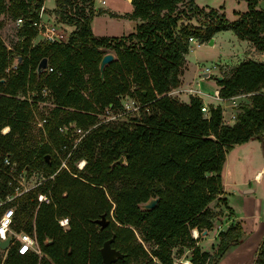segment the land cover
I'll return each instance as SVG.
<instances>
[{"label":"trees","instance_id":"16d2710c","mask_svg":"<svg viewBox=\"0 0 264 264\" xmlns=\"http://www.w3.org/2000/svg\"><path fill=\"white\" fill-rule=\"evenodd\" d=\"M243 1L246 11H235L236 18L228 20L219 9L200 8L194 0H130V13L107 14L137 21L133 31L97 37L90 21L105 12L95 9L93 0H55L56 20L73 27L68 39L32 45L37 35L32 24L39 20L43 0H0V17L21 19V40L15 45L19 56L0 37V197L11 192L4 157L19 168L53 175L13 201L14 230L34 234L43 255H19L10 247L0 264H103L99 248L112 235L111 246L123 254L113 264H172L175 247L178 254L183 247L191 249L190 264H217L229 246L241 242L240 226H229L209 254L199 250L190 232L211 228L209 203L226 206L219 197L226 151L256 139L264 152V62L243 60L215 78L219 98L248 95L232 125L223 123L219 106L208 105L204 116L199 97L189 95L184 103L167 93L180 84L189 38L203 43L229 30L264 53V11L257 9V0ZM108 50L113 60L100 77L99 62ZM14 58L18 65L7 71ZM42 58L46 69L36 74ZM35 83L41 94L48 90L43 97L52 104L40 118L37 148L29 130L42 95L31 90L35 101L24 97ZM127 94L138 101V117L131 123H97L100 110L114 109L119 96ZM61 127L67 131L60 132ZM75 128L86 133L73 143ZM67 155L74 164L83 160L82 168L58 170ZM120 157L122 163H116ZM38 193L49 194L50 203L38 204ZM149 198H157L156 204L141 210ZM103 213L109 224L100 230L94 221ZM63 217L65 229L57 222ZM252 264H264V233Z\"/></svg>","mask_w":264,"mask_h":264},{"label":"rangeland","instance_id":"374dc122","mask_svg":"<svg viewBox=\"0 0 264 264\" xmlns=\"http://www.w3.org/2000/svg\"><path fill=\"white\" fill-rule=\"evenodd\" d=\"M101 1H104V3L101 4ZM257 1L258 8L264 11V0ZM92 3L94 8H100L103 10L106 9L105 12H107L108 10H112L122 14L125 12H129L130 10V4L127 0H93ZM195 3L198 6L219 9L224 13L226 19L228 20L235 19V15L233 14L234 11H246V3L243 0H195ZM42 8H44L45 10L41 13V21L44 24L53 22L52 19L49 18V15L51 17L53 15L54 21L58 22L53 14V9L55 8V0H43ZM0 18L2 20L0 37L3 40L5 46L8 49L12 50L13 55L19 56L20 54L15 46L21 40V38L17 36L19 26L16 24V20H12L7 14L2 15ZM191 24L197 25L196 20H191ZM61 26L62 29L66 31V33L67 31H71V29H73V27L71 26ZM90 28L92 34L97 37L122 36L132 32V20H128L127 18L122 17L116 18L109 15L106 17H103L101 15H94V17H92L90 21ZM41 39V34L37 32L36 37L31 40V44L35 45L38 42H41ZM211 39L212 45H208L206 44V42L199 43L196 40H194V42L192 43L189 42L188 51L184 56L187 60L188 71L184 76L183 84L184 86H186L188 84H195L196 82H198L199 91H201L202 94L207 95L205 97L200 96L203 100V103H212V106H219L221 111L223 112L224 119L232 121V118L230 119V116L234 114V109L238 110L239 105L244 103V100L247 99V96H242V94H239L240 96H237L239 98H235V102H233L232 100L215 101L211 98L214 94V90L218 89L215 78L227 75L234 66H236L241 60H243L248 54L247 52L250 43L246 40H239L229 30L216 32ZM106 53H111V51L108 50ZM249 57L254 61L259 60L254 57V54L252 53H249ZM17 65L18 62L16 58H14L6 70H13ZM206 69L209 70V75L207 77H203L202 74L207 72ZM31 90L36 91L39 94H41V91H39V85L37 83L28 86V90L26 91L24 97L28 98L30 102H34L35 100L31 99L29 96ZM41 95V100H36L35 102L34 114L30 122L29 135L32 139L31 144L33 148H37L41 144L40 127L42 121L40 118L47 116L50 108L52 107L50 100L44 98V94ZM22 96V94H18V97L22 98ZM118 99L119 105L112 111V117L114 118L107 119L103 117L104 110H100L96 115L97 123H131L133 118L138 117V101L134 97L127 94L119 96ZM234 103L236 104L235 106L233 105ZM204 104H202V106L205 108ZM207 111L208 109L206 108L203 112L204 116L207 115ZM237 112H235V115ZM7 131L8 127H3L1 129V133H6ZM72 135V138L74 137L73 143L78 142L84 136V134L80 136L75 133H72ZM83 164V160H80L74 164L71 156H69L68 160L66 161V166L69 170L70 165L74 166L76 170H80ZM223 178L225 179V174H223ZM231 187L232 186L225 187V195L227 197L229 196L228 199L231 204H236V212L240 213L246 209L245 202L243 201L245 195L241 194L239 189H234L230 194ZM213 202L214 201H212V203ZM222 206L223 205L220 204L218 200H216L215 203L211 204L210 207L212 210L210 211L214 216V219H212L211 228L209 230H206L205 234H202V231L192 230V232H190L191 238L194 239L197 237L195 239V245L199 248L200 251H205L209 254H213L219 242L218 234L220 232H224L225 228L228 226L239 225L241 228V242L236 245L229 246L217 261V264H252L257 252L258 245L263 236V234L261 235L263 226L262 219H223L221 210L217 211L219 210V208L221 209ZM215 207L217 209L213 210L215 209ZM250 229H253V233L244 235V232H248ZM135 236L137 242H141L137 233H135ZM142 245L145 249H149L147 244L142 243ZM178 249V247L171 249V256L173 259L172 264H190L191 249L183 247L180 254L177 253ZM3 256L4 252L0 251V263L3 261ZM153 263L158 264L156 260H153Z\"/></svg>","mask_w":264,"mask_h":264},{"label":"crops","instance_id":"0c3cea01","mask_svg":"<svg viewBox=\"0 0 264 264\" xmlns=\"http://www.w3.org/2000/svg\"><path fill=\"white\" fill-rule=\"evenodd\" d=\"M127 1L130 4V0H127ZM103 3H104V1H101V4H103ZM194 3H195V0H194ZM42 7H43V5H42ZM198 7L205 8V9L209 8V7H203V6H198ZM256 7H257V9L262 10V9L258 8V6H256ZM95 9H100V8H95ZM100 10H103V9H100ZM131 10H132V6L130 4L129 12H125L122 14H128L131 12ZM44 11L45 10L43 8V12ZM103 11L105 12L106 9H104ZM107 13L122 15L121 13H117V12L112 11V10L111 11L108 10L107 12L99 14V15L106 17V16H108ZM52 17H53V15H52ZM52 17L49 15V18L52 19ZM40 18H41V16H40ZM235 18H236V16H235ZM128 20H130V19H128ZM136 23H137V21L132 20V31H133ZM116 37H118V36H116ZM192 42H194V40H192L191 43ZM247 53L248 54L245 56V58L243 60L252 59L249 57V53H252V54H254V57L259 59L256 61L264 62V53L256 51L251 43H250V46H249ZM243 60H241V61H243ZM187 71H188V64H187V60L184 57V64L182 67V72H181V75L179 76L180 84L176 88L171 89L167 94L171 97L178 99L181 102H184V103L188 102L189 95L197 96L201 99L202 104H204L203 100L200 96L205 97L207 95L202 94L201 91H199L198 82H196L195 84H188V85L184 86V84H183L184 83V76H185ZM206 71L207 72L202 74L203 77H205V76L207 77L209 75V72H208L209 70L206 69ZM217 91H218V89L214 90V94L211 98L214 99L215 101L223 100V99L218 97ZM182 96H185V97H182ZM237 96H240V95H237ZM237 96L231 97V98L226 99L224 101L232 100L233 102H235V98H239ZM242 96H248V95L242 94ZM245 100H244V103H248V100L247 99H245ZM207 105H212V103L204 104V106L206 108H207ZM233 105L235 106L236 104L234 103ZM237 111L238 110L234 109V114L230 116V119L232 118V121L225 120L224 116H223V112L221 111L223 123L227 124V125H232L235 121V118H234L235 112H237ZM262 135L264 136V132ZM223 174H225V179L223 178ZM220 178H221V183H222V193L220 194L219 197L225 199L226 206L223 205L222 208L221 209L219 208V210H217V211L221 210V214L223 215V219H262V225H263L262 230H261V235H262L264 233V152L260 146V143L256 139H250L244 143L235 144L228 151H226L225 156H224V162H223L222 169L220 172ZM226 186H232L230 194L232 193V191L234 189H239L240 193L245 195V197L243 199V201L245 202V206H246L245 210H243L240 213L236 212L237 211L236 210V204L235 205L231 204L229 202V199H228L229 196L227 197L225 195V187ZM215 201L216 200H214L213 203H215ZM213 203L211 202L208 204L209 210H212L210 206ZM216 209L217 208L215 207V209H213V210H216ZM236 223H238V222H236ZM231 224H233V223H231ZM228 227H226V228H228ZM249 227H250V225H249ZM251 227H252V225H251ZM226 228H225V230H226ZM253 229L252 230L250 229L249 231L247 230L248 232H244L245 233L244 235H246V234L248 235L249 233L252 234Z\"/></svg>","mask_w":264,"mask_h":264},{"label":"built area","instance_id":"2783aa9c","mask_svg":"<svg viewBox=\"0 0 264 264\" xmlns=\"http://www.w3.org/2000/svg\"><path fill=\"white\" fill-rule=\"evenodd\" d=\"M42 12L43 8L41 7L39 13V20L36 23L32 24V26L37 30V32L41 34L42 39L40 41H45L48 43L65 42L68 39L70 31H67L66 33V31L62 29L61 26L64 24L54 21L53 17V22H50L49 24H44L40 18ZM16 24L20 26L21 19H17ZM192 40V38L188 39L189 42H191ZM47 71H51V68H48ZM42 93L46 95L48 93V90L42 89ZM205 109L206 107H201L202 112H204ZM112 111L113 109L105 108L103 117L107 119L114 118L112 117ZM59 131L66 132L67 127H61L59 128ZM72 132L80 136L86 133V131H83L79 128H75ZM67 158L68 155L65 158L61 159L58 170L62 168L67 169ZM3 164L7 167V170L5 171L6 184L8 187H10L11 192L6 194L4 197H0V241L9 238L7 248L5 250L0 249L1 252H4L2 260L5 258L6 253L10 247H13L19 255L34 253L38 257H41L43 254L38 247L35 235L23 231L14 230L13 219L15 215V204H13V201L21 195L29 193L32 190L38 189L44 181L52 179L53 175L46 176L39 169L19 168L18 164L10 160L9 157L3 158ZM36 201L38 204H49L51 200L49 194L38 193L36 196ZM57 222L59 226H61V228L65 229L67 227L66 217L60 218Z\"/></svg>","mask_w":264,"mask_h":264},{"label":"water","instance_id":"95a60500","mask_svg":"<svg viewBox=\"0 0 264 264\" xmlns=\"http://www.w3.org/2000/svg\"><path fill=\"white\" fill-rule=\"evenodd\" d=\"M206 44L208 45H212V39H210L208 42H206ZM113 60V55L111 53H106L104 54L99 62V72H100V77H102V72L104 69V66L107 65L109 62H111ZM19 61V59H17V62ZM46 59L42 58L37 66H36V74H40L43 70L46 69ZM2 80H0L1 82ZM123 158L120 157L116 163H122ZM157 202V198H149L146 202L142 203L139 205V208L141 210H150L154 207V205ZM95 224L98 225L99 229L102 230L104 229L108 224H109V220L106 218V214L103 213L102 215H100V217L98 219H96ZM206 230L202 231V234H205ZM113 238L114 235H112L109 239L105 240L101 247L99 248V254L101 257V261L103 264H113L115 263L118 259H122L123 258V254L116 248L112 247L111 244L113 242ZM8 241L9 238H6L5 240L0 241V249L5 250L7 248L8 245Z\"/></svg>","mask_w":264,"mask_h":264}]
</instances>
